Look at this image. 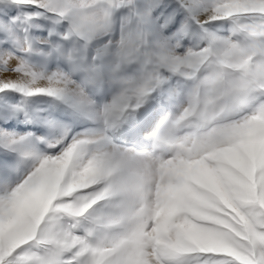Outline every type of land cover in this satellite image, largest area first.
<instances>
[{
    "label": "snow or ice",
    "instance_id": "snow-or-ice-1",
    "mask_svg": "<svg viewBox=\"0 0 264 264\" xmlns=\"http://www.w3.org/2000/svg\"><path fill=\"white\" fill-rule=\"evenodd\" d=\"M0 264H264V0H0Z\"/></svg>",
    "mask_w": 264,
    "mask_h": 264
}]
</instances>
